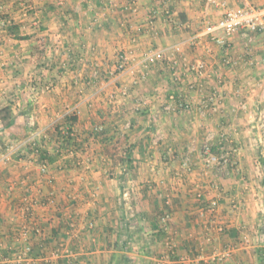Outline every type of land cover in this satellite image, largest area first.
Instances as JSON below:
<instances>
[{
  "label": "crops",
  "instance_id": "0c3cea01",
  "mask_svg": "<svg viewBox=\"0 0 264 264\" xmlns=\"http://www.w3.org/2000/svg\"><path fill=\"white\" fill-rule=\"evenodd\" d=\"M225 1L264 7V0ZM221 15L202 0H0V112L11 114L0 119V150L25 141L29 126L52 148L54 128L72 113L73 129L85 139L77 151L50 157L51 184L26 162V150L0 164L1 264H264V215L257 216L264 200L237 178L252 174V157L264 161L252 132L264 121V39L253 32L228 37L235 63L225 66L224 50L203 35ZM151 50H162L165 61L144 66ZM118 51L131 52L127 71L107 82L93 77L111 72ZM171 58L179 61L174 81ZM197 60L207 68L193 91L187 65ZM236 81L246 83L245 110ZM48 82L51 92L44 91ZM122 87L128 97L115 104L112 94ZM154 92L160 103L153 104ZM170 93L190 109L162 112ZM140 101L151 104L149 114L135 113ZM99 124L105 133L89 136ZM205 140L233 146L232 169L203 165ZM126 145L132 152L120 162ZM27 176L38 181L20 182ZM31 224L42 234L24 237Z\"/></svg>",
  "mask_w": 264,
  "mask_h": 264
},
{
  "label": "rangeland",
  "instance_id": "374dc122",
  "mask_svg": "<svg viewBox=\"0 0 264 264\" xmlns=\"http://www.w3.org/2000/svg\"><path fill=\"white\" fill-rule=\"evenodd\" d=\"M123 52V51H122ZM127 52V51H126ZM117 53H120V51H118ZM228 54H229V51H228ZM118 55L119 54H117V62H119L118 61ZM130 60H131V56H130V58H129V61H127V63H125V65H124V67L122 68V70L121 71H118L117 70V72H116V64H117V62H116V64L114 65V67H113V69L111 70V72H100V76L101 77H97L99 80H103L104 82H107V81H109L111 78H113L114 76H116L117 74H120V73H122V72H124V71H127V68H128V65H129V62H130ZM170 63V62H169ZM194 63V62H193ZM192 63V64H193ZM143 64H144V66H146V63H144L143 62ZM226 66V65H225ZM177 73L179 72L178 71V69H177V71H176ZM94 74L92 73V76H93ZM98 76V75H97ZM94 77V76H93ZM177 78H178V76H176ZM194 77H195V75H194ZM138 79V82H136L135 84H132V86H135V91H138L139 90V84H140V82L139 81H141V80H143L142 79V77H139V78H137ZM137 79H135L136 81H137ZM200 80H202V79H194V81L193 82H191L187 87L190 89V85L191 86H193V84L194 83H196V82H200ZM172 81H174V79L172 80ZM176 82V81H175ZM142 84V83H141ZM243 84H246V83H241V81L240 82H238V81H236V89H239L240 91H241V96L240 97H237V96H235L237 99H238V103H240L241 101H243V102H245L246 103V99H245V95H246V88H244V86L245 85H243ZM31 85V84H30ZM120 85L121 86H123V84H121L120 83ZM164 85V84H163ZM43 86H44V91H52V88H53V84L52 83H50V82H48V83H44L43 84ZM203 86V84H201V87ZM247 86V85H246ZM37 87V86H36ZM35 86H32V88H36ZM49 88V89H46V88ZM161 89H164L165 90V88H164V86H162V88ZM121 90H124L125 91V94L123 95V94H121V92H120V96H117L116 97V94H112V98L109 96V98H111L110 100L112 101V102H114L115 104H116V101L117 100H120V99H127V97H128V88L127 87H122L121 88ZM120 90V91H121ZM190 90H193V89H190ZM37 92H38V90H36ZM35 90H33L32 91V95L34 94V96H35V94L37 93ZM193 91H199V90H193ZM157 92H159V91H157ZM157 92H154L155 94H151L150 95V97L151 96H154V100H153V104H155V102L157 103V101H158V103H160V96H159V94L157 93ZM38 94V93H37ZM31 95V98L33 99V96ZM147 95H149V94H147ZM37 96V95H36ZM263 96H264V94H263ZM215 97V96H214ZM167 99V98H166ZM263 99V98H262ZM34 100V99H33ZM147 101V100H150L149 98H148V96H146V98L145 99H143V101ZM32 101V100H31ZM155 101V102H154ZM257 101H259V99H257ZM207 102V101H206ZM205 102V103H206ZM259 103V102H258ZM122 104V103H121ZM164 104L165 103H163L162 102V106L160 105L159 107L161 108V110H162V112H165V113H168V112H166L164 109H163V107H164ZM112 105V104H111ZM110 104H109V106H111ZM136 105V104H135ZM138 105V108H137V110H135V113H137V114H139V116H141V114H145V115H147V114H149V109H147V107H148V105L150 106L151 104H143L142 103V101H140V103L139 104H137ZM113 106V105H112ZM238 106H239V104H238ZM147 110V111H146ZM155 110H156V107L155 108H153V112H155ZM159 114H161V113H159ZM264 121L263 120H260V122H258V128L257 127H255L253 130H252V132H253V134H254V137H255V139H257V146H258V148L260 147L261 149L263 148V150H264ZM262 125V126H261ZM261 126V127H260ZM28 128H30L31 130L29 131V135L27 136L28 138L24 141L23 140V142L22 143H16V142H14V143H9L7 146H6V148H5V151L3 150V149H1L0 150V164L2 165V166H6L8 163H10L12 160H13V158H12V156H14V151H21V152H24V150H26L27 151V153H28V159H27V163H35V166L37 167V171H38V173H39V178H41V177H45L46 178V183H52V182H54V178H55V176L54 175H49V172H48V166H47V164H46V162H45V158L43 157L44 156V153H46V154H48V153H52L53 154V152H52V149L51 148H46V146H43V144H42V146L43 147H41L40 146V144L37 142V137H38V135L40 136L41 135V131L39 132V133H36V132H34L35 130V128H34V126H29ZM33 130V131H32ZM32 132V134H30ZM221 140H222V138H220ZM223 141H225V140H223ZM223 141H218V142H216V143H210L208 140H205L202 144H201V147H200V149H199V151H200V158H201V161H202V163H203V165H205L206 167L207 166H212V167H214V168H216V169H221L222 171H226L227 169H232L230 166H231V164H230V162L229 163H227V164H224V165H206L205 164V162H204V156L202 155V148H203V146L205 145V144H207V143H209L210 145H217V143H219V142H222V144H221V146H218V149L219 148H224L225 149V151L227 150V152L229 153V156H231V160L233 159L232 158V154H230V152H231V149L233 148V146H231L230 148H228L227 149V147H225V145H227V144H224V142ZM232 145H234V147H235V144L234 143H231ZM213 147V146H212ZM236 148V147H235ZM9 149H10V151H9ZM18 149V150H17ZM237 149V148H236ZM260 149V150H261ZM133 151H134V149H132ZM122 159H120V162H124L125 161V154L127 153V152H132L131 151V145H130V148H129V146L128 145H126L125 147H123L122 148ZM128 154V153H127ZM234 160V159H233ZM232 160V161H233ZM262 159L260 158V157H252V159L249 161V163H250V167L253 169L252 170V174L249 176V175H247V174H237V178H245L243 181H246L245 183L244 182H241L240 183V186H246V187H250L249 186V183L251 182L252 183V193H254V194H258V195H262L261 196V198L260 199H262V201L264 200V185H262V182H263V180H264V161L262 162L261 161ZM263 160H264V158H263ZM181 164H183L184 165V167L187 169L188 168V163H187V159L185 160L184 159V161H181ZM225 168V169H224ZM229 172L231 171V170H228ZM225 173V172H224ZM110 177L111 176H113L112 174H108ZM234 177V176H233ZM246 177L247 178H249L248 180L246 179ZM24 182V183H28V184H30V183H35L36 181H38L37 179H35V178H31V177H29V176H27V179H23V180H21L20 182ZM20 182H17V183H15L16 185H19V183ZM42 182V181H41ZM12 184V183H11ZM243 184V185H242ZM248 189H250V188H248ZM249 191V190H248ZM247 191V192H248ZM228 193V192H227ZM250 193V192H249ZM25 197H28V196H25ZM47 201V200H46ZM216 202V201H215ZM46 203H53L54 204V200H53V202H52V199H49ZM241 203H242V201H241ZM33 204H34V200H33V202H32V200H30L28 203H27V205L26 206H29V208H30V210L27 212L28 214H31V210H32V207H33ZM262 204V203H261ZM210 205H211V203H210ZM260 205V204H259ZM217 206V203H216V205L214 206V207H216ZM212 207V206H211ZM213 208V207H212ZM259 211H257V216H260V215H264V203L262 204V207H259ZM163 217H166V216H162V218ZM162 218H161V221H162ZM33 223H35V222H33ZM164 224L165 223H167V218H165V222H163ZM254 229L256 230V229H258L257 227H254ZM262 230H264V228H261ZM35 230H38V231H40V233H38V234H42L41 232V229L39 228V227H36V226H34L33 224H31L30 225V227H26L23 231H22V235L25 237L26 236V234L28 233V232H35ZM23 232H25V234H23ZM249 233H251V232H249ZM27 246V245H26ZM228 254V253H227ZM227 254H224V256H220V260L219 261H223L226 257H228L227 256ZM18 256L19 255H16V259L18 258ZM20 256H21V254H20ZM197 255H194V257H196ZM203 259H206L207 261H211L212 260V258H210V257H204L203 256ZM200 262H203L202 260H200ZM73 264H75V262H73ZM180 264H183V262H181Z\"/></svg>",
  "mask_w": 264,
  "mask_h": 264
},
{
  "label": "built area",
  "instance_id": "2783aa9c",
  "mask_svg": "<svg viewBox=\"0 0 264 264\" xmlns=\"http://www.w3.org/2000/svg\"><path fill=\"white\" fill-rule=\"evenodd\" d=\"M205 5L213 6L219 8L222 11L221 17L217 20L216 23L206 25L203 30V35L210 37V40L216 45L221 47L223 52V63L226 66H232L235 62L230 58L228 51L230 48L227 38L236 34V33H246L253 32L259 34L264 39V7H257L254 5H246L239 8H230L227 6L225 0H202ZM216 32H221V36L214 35ZM118 61L116 64V71H121L125 63L129 61L131 52H120L118 53ZM165 58L164 52L162 50H151L147 53L144 63L146 65H152L156 61H161ZM171 67L173 68V78L177 79V69L179 61L176 58L170 59ZM188 71L195 75L196 79H201L206 74L207 65L202 60H197L193 64H188ZM94 76H97V71H94ZM179 78V76H178ZM46 89H49L48 87ZM190 89L200 90L201 84L196 82L193 86L190 85ZM121 94H125L124 90L120 91ZM235 95L237 97L241 96V91L239 89L235 90ZM190 108V103L187 100L181 99L178 95L170 93L167 95L166 103L164 104L163 109L166 112H177L180 110H185ZM239 108L242 110L246 109V103L241 101L239 103ZM234 150V149H233ZM202 155L204 156V162L206 165H224L228 163L229 153L225 149L219 148L218 152L212 153L211 145L209 143L205 144L202 148ZM71 154V153H70ZM216 202H211V206L214 207ZM30 210L29 206L24 208L25 212ZM165 218H162V222H165ZM36 233L40 231L35 230ZM25 234V232H23ZM30 247L27 245L24 247L22 252L24 255L28 254ZM20 257V254L18 258ZM1 264V263H0Z\"/></svg>",
  "mask_w": 264,
  "mask_h": 264
},
{
  "label": "trees",
  "instance_id": "16d2710c",
  "mask_svg": "<svg viewBox=\"0 0 264 264\" xmlns=\"http://www.w3.org/2000/svg\"><path fill=\"white\" fill-rule=\"evenodd\" d=\"M164 61H165V58L163 60H161V61H156L153 64L162 63ZM171 66H172L171 63H169V69H170V71H171V73L173 75L174 70H173V68ZM97 75H98V72H97ZM95 77L97 78L98 76H95ZM99 77H101V76H99ZM171 77H172V80H173L174 79L173 76H171ZM198 83L201 84V82H198ZM183 100H185V99H183ZM189 109L180 110V111H188ZM7 118L10 120L11 119V114H9V112L6 111L5 109L1 110V112H0L1 121L3 122ZM76 121H77V117L75 116V113H72L71 116H69V117H67L65 119L66 125L57 126V127L54 128L55 130H54L53 134H54L56 140H55V142H54V144H53V146L51 148L53 154L51 152L48 153V154L44 153V156H43L45 158L44 160H45L47 166H48V164H51V161H52V159L50 158L51 156L58 157L61 153L65 154V155H67V154L69 155L70 153H73V152L77 151L78 147H80V145L85 140L83 137H81V134H79L75 129H73V126L76 123ZM104 133H105L104 126L102 124H99V125H96L95 127L92 128V130L89 133V136H93V137L95 135L96 136H101ZM221 144H222V142L217 143V145H211L212 153L218 152V150H219L218 146H221ZM40 146L43 147V146H46V145L42 146V144H40ZM127 161L129 162L130 160L127 159ZM230 161H231V156L228 157V163ZM33 233H36V232H33ZM36 234H38V233H36ZM30 251H31V247H30ZM30 251H29V253H30Z\"/></svg>",
  "mask_w": 264,
  "mask_h": 264
}]
</instances>
